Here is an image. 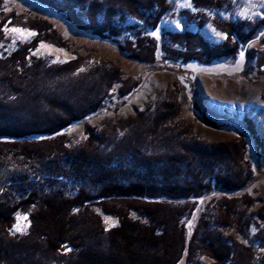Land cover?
<instances>
[{
	"label": "trees",
	"instance_id": "obj_1",
	"mask_svg": "<svg viewBox=\"0 0 264 264\" xmlns=\"http://www.w3.org/2000/svg\"><path fill=\"white\" fill-rule=\"evenodd\" d=\"M33 1L64 14L78 30L105 39L119 36L127 17L156 28L171 8L169 0ZM220 25L226 40L216 49L234 54L250 24ZM39 39L40 33L34 40ZM32 47L26 43L0 57V264H173L166 220L158 205L145 199L156 192L199 197L210 186L240 189L247 180L245 141L203 145L168 139L160 128L176 114L173 98L128 125L108 150L92 141L67 149L26 140L55 134L95 113L122 81L120 68L110 64L76 77L84 60L80 56L62 64L27 62ZM246 131L264 158V140L252 127ZM94 206L118 220L105 245ZM223 208L219 224L240 229L243 212L227 202ZM18 213L28 215L33 240L10 235ZM257 218L264 221V205ZM258 238L264 243V229ZM207 244L219 264H264V256L246 257V247L242 253L225 247L221 236ZM65 249L72 254H63Z\"/></svg>",
	"mask_w": 264,
	"mask_h": 264
},
{
	"label": "rangeland",
	"instance_id": "obj_2",
	"mask_svg": "<svg viewBox=\"0 0 264 264\" xmlns=\"http://www.w3.org/2000/svg\"><path fill=\"white\" fill-rule=\"evenodd\" d=\"M169 4L156 28L127 17L120 35L105 39L78 30L64 14L33 0H0V57L31 43L27 62L62 64L80 56L84 60L76 77L103 64L122 72V81L111 88L95 113L55 134L26 140L61 143L67 149L92 141L108 150L133 121L173 98L176 114L161 126L164 136L203 145L243 139L247 171L246 183L238 190L210 186L199 197L156 192L145 199L158 205L166 220L165 242L173 253V264H219L207 244L218 236L234 252L248 248L245 256L256 261L264 256V243L258 238L264 221L257 218L264 205V158L256 153L246 129L252 127L264 140V0H169ZM41 20L49 25H41ZM220 22L250 24L240 34L234 54L216 49L226 40ZM13 28L24 31H10ZM225 202L236 213L243 212L240 229L219 224ZM93 210L102 220L100 240L105 245L106 234L118 220L100 207ZM10 235L34 239L27 214L15 216Z\"/></svg>",
	"mask_w": 264,
	"mask_h": 264
},
{
	"label": "snow or ice",
	"instance_id": "obj_3",
	"mask_svg": "<svg viewBox=\"0 0 264 264\" xmlns=\"http://www.w3.org/2000/svg\"><path fill=\"white\" fill-rule=\"evenodd\" d=\"M10 31L12 32H17V33H21L23 32L24 30L22 29H18V28H13V29H10ZM16 231H21V229L19 227H16ZM70 251V249H68Z\"/></svg>",
	"mask_w": 264,
	"mask_h": 264
}]
</instances>
